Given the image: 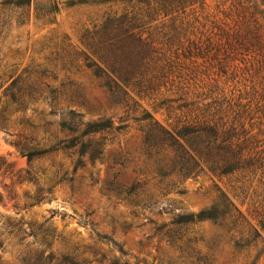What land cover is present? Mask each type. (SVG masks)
<instances>
[{"label": "rangeland", "instance_id": "obj_1", "mask_svg": "<svg viewBox=\"0 0 264 264\" xmlns=\"http://www.w3.org/2000/svg\"><path fill=\"white\" fill-rule=\"evenodd\" d=\"M120 3L62 0L54 22L32 16L3 31L0 24V264H24L27 253L38 252L52 254V264H205L207 253L216 255L215 264H243L226 239L216 244L221 230L211 220L177 221L182 213L211 207L222 192L240 206L246 201L244 210L260 197L235 188L237 175H185L160 165L144 117L149 112L169 125L178 111L169 115L157 101L137 95L131 109L114 105L92 71L78 67L81 61L67 63L69 50L84 47V29ZM225 7V0H206L196 14L214 19ZM16 11L0 5V19H14ZM167 24L163 16V31ZM18 75L21 83L39 85L20 108L4 92ZM219 87L229 97L246 95L239 79ZM70 110L84 120L113 122L110 132L95 134L107 143L102 158L79 147L28 157L63 136L58 123ZM260 120L264 129V115Z\"/></svg>", "mask_w": 264, "mask_h": 264}, {"label": "trees", "instance_id": "obj_2", "mask_svg": "<svg viewBox=\"0 0 264 264\" xmlns=\"http://www.w3.org/2000/svg\"><path fill=\"white\" fill-rule=\"evenodd\" d=\"M120 2L84 29L83 48H61L71 57L67 63L81 61L78 67L92 71L114 105L131 109L138 103L137 95L157 101L168 114L178 111L169 125L146 112L145 137L157 162L185 175H237L234 187L245 194L252 190L260 199L248 201L244 210L241 206L246 201L240 206L222 192L211 207L182 213L177 222L211 220L221 230L216 244L226 239L243 264L264 261V129L260 120L264 115V0H225L223 16H204L203 21L196 12L206 0ZM61 3L0 0L2 7L17 10L14 19H0L1 31L13 22L17 26L29 22L32 16L45 24L54 22ZM163 16L168 23L164 31ZM226 79H239L246 95H224L219 86ZM38 89L35 83H21L18 75L4 92L20 108L26 95ZM58 125L63 136H56L47 148L30 150L28 157L79 147L90 158L101 159L107 143L95 134L114 129L111 121L84 120L74 110L63 114ZM52 258L43 252L27 253L23 261L52 264ZM201 258L205 264L216 261L214 253Z\"/></svg>", "mask_w": 264, "mask_h": 264}]
</instances>
